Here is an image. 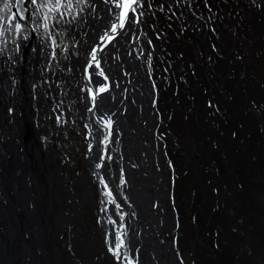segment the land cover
<instances>
[{
    "label": "flooded vegetation",
    "instance_id": "af4514ba",
    "mask_svg": "<svg viewBox=\"0 0 264 264\" xmlns=\"http://www.w3.org/2000/svg\"><path fill=\"white\" fill-rule=\"evenodd\" d=\"M7 2L14 5L12 12L25 7L28 16L32 11L29 0ZM88 5H82L78 23L53 29L59 47L47 69L31 19L24 21L29 40L9 43L1 108L5 116L11 114L19 97L23 108L0 178L22 182L45 264H181L176 200L171 212L149 138L154 98L138 34L126 25L125 35L97 50L100 69L89 68L91 49L101 46L99 36L116 15L104 0H88ZM15 42L22 45L18 53ZM101 69L107 81L98 75ZM101 83L108 91L93 103ZM118 244L119 258L113 254Z\"/></svg>",
    "mask_w": 264,
    "mask_h": 264
},
{
    "label": "rangeland",
    "instance_id": "374dc122",
    "mask_svg": "<svg viewBox=\"0 0 264 264\" xmlns=\"http://www.w3.org/2000/svg\"><path fill=\"white\" fill-rule=\"evenodd\" d=\"M144 9L149 138L181 264H264V0Z\"/></svg>",
    "mask_w": 264,
    "mask_h": 264
},
{
    "label": "snow or ice",
    "instance_id": "6c2138e0",
    "mask_svg": "<svg viewBox=\"0 0 264 264\" xmlns=\"http://www.w3.org/2000/svg\"><path fill=\"white\" fill-rule=\"evenodd\" d=\"M29 2L32 5V11L28 16H26V13H28L27 8L21 7L19 12H12L11 9L14 5L7 2V0L3 3V9L8 12L9 15L0 17V53L6 50L9 35L12 36L14 41H16L17 38L23 41L29 40L28 35H23L26 27L24 21L31 19L32 23L35 25L32 30L40 37L37 46L41 49L45 57L44 67L47 69L50 63L48 58L50 57L51 60H56V50L59 47L57 36L53 34V29L59 27L62 23H66L69 26L74 22L78 23L77 17H79L80 13L84 10L82 5H88V0H29ZM146 2L148 9H151L153 7V0H146ZM182 2L190 5L191 0H174L176 6H179ZM19 3L20 0H17V4ZM104 3L106 5L112 4V7L108 10L110 13L116 15V20L110 23V27L104 31L103 35L99 36L101 46L91 49V61H86L89 68H92L94 65L95 68L100 69V62L96 57L97 50L102 52L103 46H106L114 40L117 35H125L124 29L126 25L128 32L134 34V26L139 25L141 22L140 17L144 15L145 11V0H104ZM88 6L91 7V5ZM169 7L171 9L172 5ZM74 8H78L79 10L74 13ZM138 9L140 11H137ZM159 10L163 11V4L159 6ZM152 14L154 15L155 13ZM67 17H71V19H67ZM170 18L171 17H169V19ZM149 43H151V41H149ZM21 46L20 42H15L14 51L18 53ZM49 48L51 51H46V49ZM32 50L36 52L37 47H33ZM8 59L13 60V57L9 56ZM65 59L67 60L68 57H65ZM98 75L102 76L105 81L108 80V77L104 74L102 69L99 71ZM98 83L100 82L98 81ZM106 91H108V85L101 83L98 93H93V103H95L97 94ZM89 111H91V109H89ZM104 123L106 126H110L111 120L109 119ZM105 139L107 140V137H105ZM99 166L100 165H98V167ZM108 195L111 196V192H109ZM120 247V244L116 245V249L113 252L117 258H119L118 250ZM128 264H132V262L128 261Z\"/></svg>",
    "mask_w": 264,
    "mask_h": 264
},
{
    "label": "bare ground",
    "instance_id": "6f19581e",
    "mask_svg": "<svg viewBox=\"0 0 264 264\" xmlns=\"http://www.w3.org/2000/svg\"><path fill=\"white\" fill-rule=\"evenodd\" d=\"M4 2L6 0H0V17L9 15L3 9ZM12 41L13 38L9 35L7 47ZM6 55L7 48L3 53H0V166L7 165L11 136L18 135L17 133L20 131L18 124L21 121L20 112L23 108V100L20 97L13 100L14 106L11 114L5 116L1 108L4 90L1 84L7 78L3 66ZM10 82L13 85V76L10 77ZM4 183L9 187L7 188ZM24 190L19 178H15V184L14 178H0V264H45L43 242L35 229L34 214L28 203V196L26 197V194L23 193Z\"/></svg>",
    "mask_w": 264,
    "mask_h": 264
}]
</instances>
